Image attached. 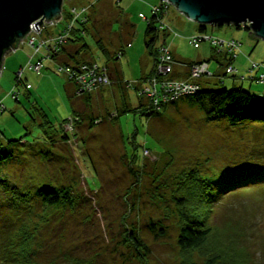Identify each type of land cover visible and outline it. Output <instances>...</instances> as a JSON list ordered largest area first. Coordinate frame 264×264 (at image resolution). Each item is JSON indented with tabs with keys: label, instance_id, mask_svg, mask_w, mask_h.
<instances>
[{
	"label": "rangeland",
	"instance_id": "obj_1",
	"mask_svg": "<svg viewBox=\"0 0 264 264\" xmlns=\"http://www.w3.org/2000/svg\"><path fill=\"white\" fill-rule=\"evenodd\" d=\"M93 1L95 0H66L64 7L67 9L75 5L81 8ZM106 1L100 7H108L109 0ZM111 1V8L116 16L111 20L109 11L106 12L103 19V38L112 53L122 46L125 47L126 54L118 61L119 68L124 79L132 81L140 77L142 60L146 55V21L142 14L150 16L152 5L160 0ZM169 8L171 10L167 19L173 22V26L181 28L179 31L191 32L196 29L197 22L182 15L175 6L171 5ZM123 21L136 25L131 35L133 37L129 39L132 42L130 46L125 42V32L129 28H122ZM112 22L114 23L111 24ZM63 26L64 20L51 27L50 31L57 33ZM212 29L214 35L220 37L228 38L237 34L241 42L238 56L243 49L246 54H254V60H258V56H264V40L254 37L248 30L236 29L234 25H209L208 30ZM46 30L45 28L43 31V38ZM231 32L233 34L228 35ZM87 40L92 46L94 56L106 61V56L94 38L90 36ZM167 42L175 47L178 54L189 60H196L199 56L208 58L212 51L208 42L194 46L181 36H170ZM28 51V46L24 49L20 47L10 52L4 61L0 76V102L7 109L0 112V144L6 139L20 137L34 141L33 143L41 139L43 143L33 145L25 142L22 147L15 149L16 159L0 165V181L8 183L9 186L19 184L27 188L43 182H52L55 185L71 184L75 192H82L89 197L90 202L79 208L76 219L68 217L70 211L66 209L68 220L63 226L64 250H68L71 244L80 257L95 258L99 264H146L136 258L123 242L127 231H133L131 228L136 226L142 242L150 249L147 264H181L183 260L191 259L203 263L212 252L220 254V258L224 257L225 252L227 257H232L229 249L238 245L236 241L232 242L233 239L228 235L229 230H225V227L230 222L235 224L239 221L247 231L245 244L251 243L250 250L256 251L258 236L264 235V187H248L235 194L223 196L215 205V212L208 218L216 231L201 251L188 252L182 251L177 243L180 224L171 198V191H175L164 188L162 183L171 184L170 182L183 178L191 169L214 180L264 172V122L248 120L232 125L226 118L209 120L200 108L189 103V99H181L176 106H169L160 115L149 118L136 112L138 98L132 89H129L128 101L134 110L123 112L117 121L116 115L120 112L118 106L122 104L123 98H106L105 91L101 90L111 86L106 85L94 92L99 98L94 95L78 99L77 111L86 119H82L83 127H76V136L71 142L68 144L60 141L54 128L56 143L52 145L49 139L42 136L39 111L42 109L56 126L72 114L67 77L56 69L53 72L48 70L49 75L28 72L32 84L30 94H27L23 85H19L21 98L16 101L12 94L17 89L15 75L28 62ZM237 63L244 68L248 65L247 58L242 55ZM50 64L51 61L47 62L48 66ZM209 65L213 72L219 67L215 59L210 60ZM228 65L230 64L224 68ZM224 68L220 70L221 73ZM44 71L46 73L47 69ZM248 72L251 73L249 68L247 76L250 75ZM139 83V86L142 85V79ZM122 85L128 87L124 83ZM222 86L233 87L227 82ZM88 118L95 121L94 128L88 126ZM2 135L5 138L2 139ZM83 138L86 139L85 143L81 141ZM44 145L50 146L53 151L51 158H42L39 155L40 148L46 150ZM143 145L148 148V154L144 153L147 148ZM125 157L129 158L128 161L133 157L132 161L137 165L145 164L146 174L144 171L142 180L135 187L130 186L133 176ZM155 176L157 179L154 182ZM155 186H160L159 192L165 191V202L157 199L159 197ZM189 188L197 189L194 183H190ZM2 193L3 190L0 191V196ZM136 199H139L138 208L128 214L130 205ZM6 200L7 198L0 197V204ZM10 215L11 212L0 215V227L7 224L6 218ZM158 224L166 230L163 237H156L155 232L150 230V227ZM248 234L252 237H248ZM54 242L51 252L58 251L57 241ZM256 254L259 256V252Z\"/></svg>",
	"mask_w": 264,
	"mask_h": 264
},
{
	"label": "trees",
	"instance_id": "obj_2",
	"mask_svg": "<svg viewBox=\"0 0 264 264\" xmlns=\"http://www.w3.org/2000/svg\"><path fill=\"white\" fill-rule=\"evenodd\" d=\"M104 2L107 1L97 0L96 2L88 3L91 6L85 15L86 20H77V22L68 31L66 41L56 45L57 48L55 50L52 49V52L48 55L49 57H46V59L43 60L44 66L45 60L54 61L58 72H60V66L63 68L74 69L78 65L85 62H97L101 66H106L112 77V83L110 85L120 82L121 84L124 83L129 88H134L137 91L138 98V106L135 108L136 112L146 115L149 118L160 115L162 110L169 106H176L178 101L181 99H189V103L200 108L209 120L226 118L232 125H238L248 120L264 122V95H257L249 88H245L243 86H233L231 88L222 86L226 83L225 81L228 77H239L241 80L251 79L254 83H257L256 80L259 77L257 71H254L253 74L248 72L250 75H244V79L241 78V74H239V72L234 74H225L223 71L221 73L219 70L224 68L227 64H232L234 58H230L226 53H216L215 48L209 43L208 44L211 46L212 51L211 57L208 61L215 59L219 63V69L218 71H214L215 74L213 78L202 79L200 81V90L193 95L182 97L163 105L160 104L158 107L153 104L150 97L140 92V86L138 84H140L139 81L141 79H138L137 81H118L119 79H114L111 74L112 64H115L118 60H120L126 50L125 47L122 46L112 53L107 47L108 44L103 38V28L105 27V21L103 19L107 11H109L111 20L116 16V14L114 13L113 8H111L113 2L111 0L108 1V7L106 8L109 10L105 7H100ZM161 2L162 0L154 5H158ZM166 9L168 14L169 8H166L164 5H162V10L159 13H154L152 9L150 16L142 14V18L143 16L147 17L146 19L143 18V20L146 21V28L144 30L145 47L154 60V67L152 71L143 77L142 81L146 80V78L156 71L155 66L162 46H168L173 53L172 48L167 42L168 38L170 36H183L182 31L180 32L175 26H171V31L160 28V24L163 20H167V14L165 13ZM63 11L65 15H68V8L65 9L64 7ZM96 13H98L97 15H99V17ZM67 18H69V16ZM113 23L114 22L111 24ZM208 26L209 25L199 24L198 32L193 34H214L212 31L208 30ZM125 27L129 28L128 31L125 32V39L127 40L125 42H127V45L130 46L132 43L129 39L133 37H131V35H133L136 25L132 22L123 21L122 28ZM239 29L247 30L244 27H239ZM65 31L66 24L57 33L53 31L48 32L47 29L43 36H58L59 34L65 33ZM90 36L94 38L97 46L106 56V61L104 63L93 57L92 46L87 40V37ZM190 36L191 35H189V37ZM189 37L186 38L190 42ZM202 43L203 41L200 45ZM44 49L46 52L43 53V55L46 56L48 51L46 48ZM119 52H122L120 56ZM173 55L175 56L174 53ZM178 60L184 64H190L193 62L183 59ZM252 63L253 61L250 63L249 70L251 69ZM25 66H21L20 69ZM27 71L36 74H41L43 72V70L39 73L33 69L26 68L21 79L15 75L17 89H15L12 93H14L13 96L16 101H20L21 98L19 85H23L27 94H30L29 91L32 88V84L28 81V77L26 76ZM177 73V71L173 73V77L180 79L181 77H179ZM66 77L69 83L74 86V93L68 91V98L73 110L71 115L77 118L76 127L79 126L80 128L84 126L82 119L86 118H83L81 114L78 113L76 107L77 101L79 98H86L91 94L83 93L79 95L76 80H73L70 75L69 77L66 75ZM218 84H221V86H216ZM1 103L2 102H0V104ZM6 109L7 107L5 105L3 109L0 108V112L2 113ZM118 110L120 112L116 115L117 121H119L123 112L134 110V108L130 102L128 103L125 101L122 105L118 106ZM39 116L42 136L43 138L49 139L52 145L56 143V133L54 128H56V131L59 134L58 137L61 139L60 141L64 143L69 144L71 139L76 136V128L72 133L65 130L64 126L68 117L65 118L59 126H56L49 120L48 115L42 109L39 111ZM89 120L90 121H87L88 126L90 128H94L96 124L94 123L95 121H93V118H90ZM3 138H5V135H2V139ZM81 141L85 143L86 139L83 138ZM25 142L30 141L25 140L24 137H20L18 139H6V141L2 142L0 144V165L9 163L13 159H16L17 154L15 149L22 147V143ZM33 142L34 141H31L30 143L33 145L43 143L41 139L35 140V143ZM143 146L144 148L146 147V145ZM45 147H47L46 150L44 148L39 149V155L42 156V158H51L53 151H51L50 146ZM124 160L126 164L130 166L129 170L133 176V181L130 186L135 187L140 183L139 180H142V176L145 171V164H135L136 162L132 161L133 157L131 161H128L129 158L127 159L126 157ZM156 179L157 177L155 176L153 181L155 182ZM170 183L171 184L162 183V186L175 191V193H172L171 191V198L173 205L176 206L175 215L176 218H179L180 224L177 239L178 246L182 251L195 252L201 251V249L207 245L208 239H210L212 234L216 231L210 222H208V218L211 213L215 212V205L223 198V196L227 194H235L236 192L244 190V188L253 186L264 187V172H255L253 174H248L247 176L242 175L236 178L228 177L225 179L214 180L211 177L200 174L197 170L191 169L185 173L183 178L181 177ZM190 183H194L197 189H190ZM185 185L187 188H185ZM181 186H184V189H181ZM159 187H154L157 191V197H159L157 199L165 202V198L163 197V192L165 191L159 192ZM2 190L3 193L0 197L7 198V200L5 203L0 204V215L5 214L6 212H11L12 215L6 218L7 224H3L0 227V264H99V262L95 261V258L84 259L80 257L77 250L73 249V246L71 247V244V248L69 247L68 250L63 249L62 239L65 236L63 235V230L65 229L63 226L67 224L68 217L76 219L75 215L78 213L79 208L90 202L89 197L84 195L82 192H75L73 185L71 184L55 185L52 182H43L27 188L19 184L9 186L8 183L0 181V191L2 192ZM130 191L131 190H129V192ZM138 205L139 199H136V201H133L130 205L127 213L129 214L133 212V210L138 208ZM66 209L70 211V215L68 217H66ZM87 217L89 218L90 214ZM131 230L133 231H127V236L123 239V242L126 246H128L131 253L136 258L147 264V255L149 256L150 249L142 242L141 237L138 235L139 230L136 229V226L131 228ZM150 230L155 232L156 237H163L166 234V230L161 224L150 227ZM225 230H229V237L233 239L232 242L236 241L238 245L232 246L229 249L232 251V257H227L225 252L224 257L220 258V254L212 252L210 255H207L203 263L198 260L195 261L191 259L190 261L183 260L181 264H264V235L258 236V248L256 251H251L250 249L252 244H245L247 240V231L239 221L235 224L230 222L226 225ZM248 237H252V235L248 234ZM54 241H57L56 244L58 251L51 252L53 245L55 244ZM225 248L226 247H224V249ZM257 252H259V256L256 254ZM52 253L53 255H51Z\"/></svg>",
	"mask_w": 264,
	"mask_h": 264
},
{
	"label": "built area",
	"instance_id": "obj_3",
	"mask_svg": "<svg viewBox=\"0 0 264 264\" xmlns=\"http://www.w3.org/2000/svg\"><path fill=\"white\" fill-rule=\"evenodd\" d=\"M162 5L166 6V8L171 6L167 0H162L160 4L154 5L152 7L153 12H161ZM90 6L91 5L86 4L81 8H78L77 6L72 5L70 8H68V15H65L63 11V18L59 22L64 20L66 24V31L63 34H59L58 36L51 35L45 38L42 37L45 28L47 29L49 26H56L57 23H45L42 26L38 24L40 28L38 31L33 24L31 33L20 44V47L24 46L25 44L30 45L33 51L29 55V60L26 66L16 72L17 77L21 79L26 68L33 69L34 71L40 73L44 68L43 60L46 59V57H49L48 55H50L52 49L55 50L57 48L56 45L66 41L68 31L77 22V20H86L85 15L89 11ZM165 13L167 14V9ZM68 16L69 18H67ZM143 18L146 19L147 17L143 16ZM160 28L167 29L169 31L172 30L171 25L165 19L160 24ZM189 39L190 43L194 44L195 46L200 45L202 41L208 42L215 48L216 53H226L230 58H235L241 52V42L236 38H225L211 33H204L201 35L193 34L189 37ZM44 48H46L48 51L46 56L42 54V49ZM121 54L122 52H119V56ZM178 68H185L187 70V76L185 78L179 79L173 77V73H175ZM261 68H264V62L253 61L250 69L251 74ZM155 69L156 71L153 74L146 78V80L142 81V85H140V92L150 97L153 101V104L157 105L158 107L160 104L163 105L173 100L197 93L201 88L200 81L205 78H213L215 74L210 70L208 60L193 61L190 64L181 63L180 60H178L173 55L171 49L168 46L161 47V52L158 57ZM59 71L68 75V77L70 75L73 80H76L79 95L83 93H94L98 89L112 83V77L106 66H101L97 62H85L81 65H78L74 69L63 68L60 66ZM223 71L225 74H234L238 72V69L230 64L224 68ZM241 78L244 79L245 76L241 75ZM256 82L264 83V72L259 74ZM4 107L5 105L1 103L0 108L3 109ZM76 119L77 118L72 115L68 117V120L65 122L64 126L67 132L72 133L75 131ZM148 152V149L144 150L145 154H148Z\"/></svg>",
	"mask_w": 264,
	"mask_h": 264
},
{
	"label": "water",
	"instance_id": "obj_4",
	"mask_svg": "<svg viewBox=\"0 0 264 264\" xmlns=\"http://www.w3.org/2000/svg\"><path fill=\"white\" fill-rule=\"evenodd\" d=\"M66 0H0V76L6 56L20 48L31 33L45 23L63 18ZM188 19L201 25H244L264 40V0H167Z\"/></svg>",
	"mask_w": 264,
	"mask_h": 264
},
{
	"label": "crops",
	"instance_id": "obj_5",
	"mask_svg": "<svg viewBox=\"0 0 264 264\" xmlns=\"http://www.w3.org/2000/svg\"><path fill=\"white\" fill-rule=\"evenodd\" d=\"M97 0H95V1H93V2H96ZM161 1V0H160ZM159 1V2H160ZM157 4V3H156ZM153 6V5H152ZM171 9L169 8V11H170ZM167 21H168V19H167ZM168 23L171 25V26H173L172 24H173V22H169L168 21ZM172 23V24H171ZM64 25H65V22H64ZM51 27H53V26H49V27H47V29H48V32L50 31V28ZM64 27V26H63ZM63 27H61V29L63 28ZM174 27V26H173ZM175 27H177L178 29H181V28H179L178 26H176L175 25ZM198 28H199V24L197 23L196 24V29L195 30H193V31H191V32H186V31H184V30H180V31H182V35L183 36H181L182 38H186V37H189V35H192L193 33H197L198 32ZM60 29V30H61ZM236 29H239V28H237L236 27ZM59 30V31H60ZM53 32H55L54 30H52ZM214 30L212 29V32H213ZM51 32V31H50ZM214 33V32H213ZM215 34V33H214ZM233 34V32H231L230 34H228V35H232ZM186 36V37H185ZM228 38H236V39H239L238 38V36H237V34H234L232 37H228ZM187 39V38H186ZM174 40V39H173ZM125 41H127V40H125ZM251 41H253L252 39H251ZM132 43V42H131ZM25 46H28V49H29V51L27 52V54H26V56H27V58L29 59V54L30 53H32V47L30 46V45H28V44H25L24 46H22L21 48L22 49H24V47ZM171 46V45H170ZM171 48H172V50H173V53L175 54V57L177 58V59H183V60H187V61H197V60H203V59H206V60H209L210 59V57H211V54H210V56L208 57V58H201L200 56L196 59V60H189V59H186V58H183L180 54H178L177 52H176V49H175V47H172L171 46ZM46 51H45V49H42V54L43 53H45ZM125 54H126V51H125ZM125 54L123 55V57H121V59L122 58H124V56H125ZM244 56L245 58H247V61H248V65L244 68L243 66L241 67V65H239L238 63H237V61H238V59H239V56ZM241 55H237L234 59H233V61H232V64L234 65V67H236L237 69H238V72L241 74V75H247V69L250 67V63L252 62V61H264V56H258L257 58H258V60H254L253 58L255 57V55L254 54H250V53H247L246 54V52H244V49H243V51H242V54ZM93 57H95L98 61H100V62H102V63H104L105 61L104 60H99L96 56H94V54H93ZM144 57L145 58H143L144 60H142V72H141V75H140V77L139 78H137V79H135V80H140V79H142L143 77H145L146 75H148L151 71H152V69H153V67H154V60H153V58L150 56V54L148 53V51H147V49H146V55H144ZM253 57V58H252ZM49 61H51V64H50V66H48L47 65V62H49ZM119 61V60H118ZM118 61L115 63V64H117V66H118V68H116V65L115 64H112V71H111V74H112V76H113V78L115 77H117V79H119L118 81H121V80H126V79H124V77H123V74H122V71L120 70V68H119V63H118ZM45 68L44 69H47V71H46V73H45V71H44V69H43V72L40 74V75H46V74H48L49 75V73H48V70L49 71H54L56 68V63L54 62V61H52V60H45ZM238 64V65H237ZM219 69V68H218ZM218 69H217V71H218ZM221 70V69H220ZM219 70V71H220ZM28 72H30V71H27V73H26V76L28 77ZM177 75H179V77H181V78H185L186 76H187V70L185 69V68H178V70H177ZM221 72V71H220ZM264 72V68H261V69H259V71H257V74L259 75V74H261V73H263ZM28 81H29V77H28ZM127 81V80H126ZM30 82V81H29ZM225 82H227V83H229V84H231V85H233V86H243V87H245V88H249L252 92H254V93H256L257 95H264V84H257V83H254L251 79H245V80H241L239 77H228L227 78V80L225 81ZM67 84H68V91H70V92H72V93H74V86H73V84H71V83H69V81L67 80ZM226 84V83H225ZM129 89H132L133 90V92L135 93V95H136V97H137V91L134 89V88H129V87H126V86H123L120 82H118V83H116V84H113V85H111V86H108V87H104V88H102L101 90H104L105 92H104V94H106V95H104V96H106V98H107V96H112L111 98H117V99H121V98H123L122 99V104H123V102H128L129 103V101H128V99H129ZM94 95H96V97L97 98H99L98 96H97V93H94V94H91L90 96H94ZM79 99H83V98H79ZM3 103V102H2ZM121 104V105H122ZM73 113V112H72Z\"/></svg>",
	"mask_w": 264,
	"mask_h": 264
}]
</instances>
